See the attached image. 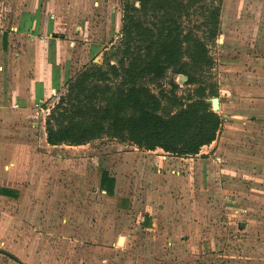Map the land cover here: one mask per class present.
Masks as SVG:
<instances>
[{
  "label": "rangeland",
  "instance_id": "1",
  "mask_svg": "<svg viewBox=\"0 0 264 264\" xmlns=\"http://www.w3.org/2000/svg\"><path fill=\"white\" fill-rule=\"evenodd\" d=\"M128 1L137 4L136 0ZM240 1L230 0V4L237 7ZM114 2L104 5L99 33L91 34L87 42L77 43L71 75L93 62L106 68L108 61L116 63L121 56L113 53L116 47L122 46V15L126 0ZM224 2L221 11L225 10ZM207 3L213 2L208 0ZM222 13L220 24L231 17L226 11ZM244 19H247L246 14ZM185 20L190 28L194 24L200 25L205 17L197 13L191 21ZM196 32L202 34L199 29ZM223 33L220 25L217 38L206 39L213 62L209 68L198 72L196 83H187L186 75L169 70L159 80L147 84L161 98L162 113L175 110L176 107L171 108V105L178 99L182 103L198 99V90H204L202 96L210 105L213 97H219L222 106L216 112L221 118L245 114L250 119L247 124L235 121L231 124V119L228 123L222 122L220 146L223 153L229 152L230 148L237 151L238 159L234 163L242 168L249 167L247 164L254 165L250 166L254 169L250 175L264 180V74L241 76L246 88L240 90L242 85H238V81L233 83L237 79L225 73L226 62L231 56L227 49L231 45L230 42L226 45ZM101 38L106 42V49L100 46ZM249 41L239 44V40L235 49L255 48L257 42ZM93 42L100 48L90 54ZM174 82L179 85L173 90L171 83ZM65 92L66 86L46 103L51 108ZM43 132V129L34 128V133H27L30 139L27 142L31 141L29 145L35 148V155L25 163L20 199L0 196V248L4 246L3 238L9 227L10 243H26L23 257L32 264H148L157 258L174 262L187 259V264H192L197 244L210 240L221 243L225 248L223 251L228 247L227 251L234 254L232 260L236 263L244 261L246 248L256 244L259 236L255 226L243 231L239 228L240 219L226 215L228 194H235L237 204L249 206L252 213L257 214L261 209L259 201L241 199V193H238L241 188L234 184L244 175L236 171V165H233L235 173L230 172L229 155L222 163L209 160L207 146L203 148L207 153L201 155L202 160L191 176H159L153 173L152 167H147L152 162L148 148L129 139L105 134L83 145L63 143L51 147L42 139ZM104 170L115 179L112 193H105L101 188ZM258 189L264 187L255 188ZM19 212L21 214H17ZM200 219L203 222L201 232ZM156 227L158 229H151ZM121 235L124 239L119 244ZM35 242L36 251L33 248ZM179 243L182 247L178 251H166ZM14 252L17 253L16 248ZM35 253L38 259L33 262Z\"/></svg>",
  "mask_w": 264,
  "mask_h": 264
},
{
  "label": "crops",
  "instance_id": "2",
  "mask_svg": "<svg viewBox=\"0 0 264 264\" xmlns=\"http://www.w3.org/2000/svg\"><path fill=\"white\" fill-rule=\"evenodd\" d=\"M114 1L0 0V186L16 191L14 196L3 194L0 196L20 199L19 189L25 182V176L22 173L25 170V163L31 160L32 155H35L33 154L35 148L29 145L31 141L27 142L30 140L27 133H34V128L43 129L42 139L47 145L58 146L47 142L45 121L50 107L46 101L52 98L57 91L65 88L71 76L77 43L87 42L91 34L99 33V29H102V24L99 21L100 18L103 19L100 14L104 12V5H113ZM244 1H240L236 7L231 6L230 0H225V10L221 11V18L223 11L230 13L231 17L227 18L224 24H220L224 31L223 34L226 35V45L229 46V42L231 45L230 49H227L231 56L226 62L227 72L225 73L226 76L232 75L237 79L233 83L238 81V85H242L239 87L240 90L246 88L243 86L245 79L244 81L240 79L241 76L264 74V0ZM245 14L247 19H244ZM225 27L227 30H224ZM247 39L251 40L249 42H252V39L257 42L255 48L235 49L239 40V44H245ZM105 43L104 38H101L100 46H104L106 49ZM100 46L93 42L90 54L99 51ZM221 106L220 102V109ZM43 111L46 113L44 114ZM224 117L221 118L215 139L210 144L203 145L198 153L188 156L168 155L163 159V153L169 151L161 147L147 149L152 155V162L149 163L150 165L147 164V167H152L153 173L159 176L184 177L186 175L189 177L202 160L201 155L207 153V151L204 152V147H209L207 159L214 162L222 163L225 157L230 156V172L233 173L236 170L233 166L236 165V171H241L244 175V178L237 179V183L234 184L241 188V191H238L241 193V199L245 202L249 199L257 200L260 202L259 208L261 209L257 214L252 213L249 206L237 204L235 194H228L225 205L226 215L240 219L238 221L241 224L239 228L243 231L250 230L255 226L259 237L254 246L244 249L247 252V258L236 263L232 260L234 254L227 251L228 247L223 251L225 248L221 243L211 240L210 242L205 241L203 244L199 242L194 249L196 258L192 264H264V206L262 207L264 189L255 190L256 187H264V180L250 175L254 171L250 166L254 165L247 164L249 167L242 168L241 165L234 163L238 159L237 151L230 148L229 152L223 153L219 136L222 122L227 121L226 123H228L231 119V124H233L232 121H235L244 125L250 119L245 114ZM29 125L30 127H27ZM40 154L43 155L42 151ZM158 168H162V170L158 171ZM171 168L179 172L172 173ZM229 178L231 181L234 180L233 177ZM103 192L106 193L105 190ZM199 221L198 227L201 232L203 222L201 219ZM151 229L155 230L158 227ZM10 233L11 228L9 227L6 235L4 234L5 238L2 237L4 246L0 248V264H32L23 257L26 255V243L18 244V241L17 244L10 243L7 237ZM36 245L37 242L33 245L35 251L37 250ZM175 245L177 250L174 249ZM175 245L166 248V251H178L182 247L180 243ZM15 248L17 253L14 252ZM219 257H224V259ZM37 259L35 253L32 256V261L35 262ZM182 260L175 262L178 264L188 263L187 259ZM175 262L157 258L150 260L148 264H173Z\"/></svg>",
  "mask_w": 264,
  "mask_h": 264
},
{
  "label": "trees",
  "instance_id": "3",
  "mask_svg": "<svg viewBox=\"0 0 264 264\" xmlns=\"http://www.w3.org/2000/svg\"><path fill=\"white\" fill-rule=\"evenodd\" d=\"M136 1L124 4L122 46L113 53L121 55L118 61H108L106 68L95 62L84 66L69 77L66 92L50 108L45 121L49 144L82 145L109 134L188 156L215 139L221 116L204 100V90H198V99H178L171 105L175 110L162 113V100L147 83L169 70L186 75L187 83L198 81V72L213 62L206 39L217 38L223 0ZM197 13L205 21L188 28L185 19ZM177 85L171 83L173 90ZM114 182L102 171L103 190L112 193ZM0 194L16 191L0 186Z\"/></svg>",
  "mask_w": 264,
  "mask_h": 264
},
{
  "label": "water",
  "instance_id": "4",
  "mask_svg": "<svg viewBox=\"0 0 264 264\" xmlns=\"http://www.w3.org/2000/svg\"><path fill=\"white\" fill-rule=\"evenodd\" d=\"M211 103H212V109L214 111H217L220 109V99L219 97L215 96L211 99ZM123 236L119 237V244H121L123 242Z\"/></svg>",
  "mask_w": 264,
  "mask_h": 264
},
{
  "label": "built area",
  "instance_id": "5",
  "mask_svg": "<svg viewBox=\"0 0 264 264\" xmlns=\"http://www.w3.org/2000/svg\"><path fill=\"white\" fill-rule=\"evenodd\" d=\"M169 153V154H168ZM170 156V155H175V154H173V153H170V152H165V153H163V155H162V157H163V159H165V158H167V156ZM162 170V168H158V171H161ZM171 172L172 173H178L179 171H177L176 169H174V168H171Z\"/></svg>",
  "mask_w": 264,
  "mask_h": 264
}]
</instances>
